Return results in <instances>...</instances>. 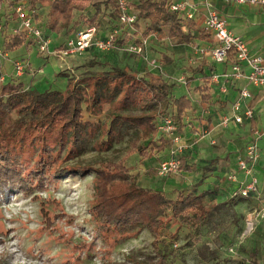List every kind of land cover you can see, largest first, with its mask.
Here are the masks:
<instances>
[{"label":"trees","instance_id":"trees-1","mask_svg":"<svg viewBox=\"0 0 264 264\" xmlns=\"http://www.w3.org/2000/svg\"><path fill=\"white\" fill-rule=\"evenodd\" d=\"M127 2L130 12L137 18L132 34L136 42L154 38L158 42L166 41L173 46L190 48L214 44L213 36L202 27L201 12L188 19L180 12L171 11V0ZM101 5L108 13L101 12ZM17 6L33 11L32 22L44 39L49 40V34L65 39L53 51L61 49L66 40L77 32L100 27L99 18L106 17V14L107 20L116 22L118 14L116 0H0V52L3 55L23 45L29 48L35 44L25 32L14 33L12 30L18 25ZM90 8L95 9L93 14H90ZM141 22L146 25L143 30ZM120 28L122 33L123 26ZM119 39L118 45L127 40ZM89 50L98 51L94 48ZM203 57L194 58L202 60L188 69L189 76L181 86L199 96L197 103L187 93H176L175 84H169L166 78L150 70L142 60L145 69L139 74L130 72L128 68L111 66V62L106 63L109 67L107 71L88 78L92 80L88 97L85 91L89 90V84L84 82L88 79L78 77L89 72L77 76L70 71L72 82L65 90L42 93L25 88L17 76L5 78L0 82V205L8 203L17 194L37 200L41 197L39 192L45 191L48 185L57 186L59 181L77 174L83 178L90 175L92 202L89 215L95 236L118 234L130 238L145 230L153 239L155 254L140 261L129 257V264H174L173 260H169L170 254L160 245H163V232L175 222L177 228L187 226L195 235L215 217L228 213L235 219V234L240 235L244 230L242 215L237 217L235 210L258 202L259 187L257 196L232 197L233 186L226 179L232 170L221 167L219 172L225 175L222 178L214 173L212 167L192 162L190 158L195 145L191 133L196 127L194 121L211 130L212 118L227 103L213 92L211 80L215 75V64ZM226 62L235 63L233 53L228 55ZM1 68L0 65V77L3 76ZM109 102L117 105L114 110L108 111L107 123L100 125L96 121L89 124L83 120L84 113H89L90 118L100 115ZM207 110L209 112L204 116ZM166 118L171 120L175 135L180 136L186 146L177 157L180 170L187 175H200L192 191H181L174 198H168L161 189L143 187L127 165L128 156L118 162L101 161L95 167L67 164L86 153L89 142L90 152L102 153L113 150L125 137H131L128 155L133 158V165L137 163L149 167L145 173L154 177L158 168H152V161L161 163L168 158L173 147L172 139L159 130ZM248 123L253 133V118ZM103 125L106 126L104 131ZM253 141L250 140L247 145ZM240 156L243 153L236 154L234 159ZM210 177L214 180L200 188ZM220 194H223V200H219ZM43 209L42 206L43 218L47 219ZM175 232L170 234V238ZM197 255L203 263L220 264L216 252L206 243L199 246Z\"/></svg>","mask_w":264,"mask_h":264},{"label":"rangeland","instance_id":"rangeland-1","mask_svg":"<svg viewBox=\"0 0 264 264\" xmlns=\"http://www.w3.org/2000/svg\"><path fill=\"white\" fill-rule=\"evenodd\" d=\"M106 17L108 18L107 14ZM108 23L111 29L107 31H103V28L98 26V38L104 39L114 30L120 32L121 28L117 21L108 20ZM140 25L141 30L146 26L143 22ZM122 29L124 31L119 40L128 38L135 30L134 26L132 30L124 27ZM49 40L51 43L48 49L51 51L63 41V37L49 34ZM148 40L147 55L150 59H158L163 64L164 77H162L166 78L169 84H175L176 93H187L194 103L199 102V96L192 93L191 89L186 91L184 87H181L182 83L178 82V79L182 77L185 82L189 76L188 69L196 66L202 59H194L196 56L190 47H177L166 41H155L154 38H148ZM89 53V56L100 58L99 62L97 61L100 65H89L85 69L89 74L79 76L80 79L92 78L95 74L107 71L109 67L106 63L110 64V62L111 66L128 68L133 73L139 74L145 69L141 58L120 51L107 53L92 50ZM46 58L47 54L39 53L36 44H32L29 48L23 45L6 53L4 59L0 58L1 73L7 77L6 79L16 77L13 66L16 61L26 67L30 63L31 72L32 70L37 71L46 65ZM192 59L195 60L194 64ZM68 75L69 73L52 76L45 72L41 75L36 73L32 77L24 73L19 81L39 93L53 90L63 91L68 83L72 82V76ZM84 82L89 84L87 87L89 90L85 91L88 97L91 94L90 82L92 80L88 79ZM213 92L219 95L216 88H213ZM116 105L115 102L107 103L103 112L95 117L90 118L89 113H84L83 120L89 124L96 121L100 125L107 123V113L109 110H114ZM224 108L219 109L218 115L212 118L211 130H206L202 123L194 121L196 127L192 128L191 133L195 138V145L192 147L190 157L192 162L212 167L214 173L221 175L222 178L225 175L219 172V169L225 168V165L232 169L235 153L243 151L252 138L249 126L235 130L220 126ZM196 110H199L198 106ZM208 112V110L205 111L203 115L206 116ZM260 123L262 124V121ZM105 128L106 126L103 125V131ZM258 128L260 129L261 126L259 125ZM130 141L131 137H125L113 150L102 153L90 152L89 142L87 152L78 159L68 161L67 164L95 167L101 161L118 162L128 156L127 165H130L129 168L134 175L136 174L135 178L138 183L143 187L161 189L168 198H174L181 191L184 193L192 191L198 184L200 175H187L182 171L168 177L158 175L150 177L145 173L149 167L137 163L133 165V158L128 155L131 149ZM256 145L259 153V168L262 166L263 171L264 136L257 140ZM159 163L153 160L152 168H158ZM260 172L261 170L255 172L256 177L257 174H262ZM262 176L264 180V171ZM91 180L90 175L83 178L77 174L59 181L57 186L48 185L45 191L39 192L41 197L37 200L17 194L8 203L1 204L0 264H129L127 261L129 257L140 261L146 256H153L155 254L152 247L153 239L145 230L130 238L118 234H110L108 237L95 236V228L89 215L92 202ZM213 180V177L205 179L200 188L208 186L207 182ZM218 198L223 200V194L218 195ZM42 206L48 216L47 219L43 218ZM262 207H264V188H261L258 202L245 204L238 208L239 211L235 210L237 217L239 214L242 215L244 230L240 235L235 234L237 225L234 217L223 213L222 216L215 217L209 224L201 227L200 232L195 235L192 234L193 230L187 226L177 228L176 222L174 225H169V228L163 232V245L160 246L170 254L169 260H173L174 264H211V262L203 263L198 258V248L204 243L216 252L217 261L220 264H264V224L258 217ZM175 230L178 231L175 232ZM173 231L175 235L170 238Z\"/></svg>","mask_w":264,"mask_h":264},{"label":"built area","instance_id":"built-area-1","mask_svg":"<svg viewBox=\"0 0 264 264\" xmlns=\"http://www.w3.org/2000/svg\"><path fill=\"white\" fill-rule=\"evenodd\" d=\"M200 1L205 10L202 27L206 33L213 36L214 44L211 46H197L193 49L194 54L199 55V57L209 56V60L213 64L225 63L230 53H233L235 57V63H228L230 70L222 75L225 85L220 86V95H226L228 93L227 85L231 86L239 79H244L252 87L264 88L263 59L260 56L251 54L245 41L229 30L226 19L218 13L212 0ZM222 1L236 7L247 5L264 7V0ZM116 4L118 25L132 30L137 18L130 12L127 0H116ZM170 9L171 11L184 14L188 19L194 17V12L186 11L187 2L172 3ZM15 13L18 18V25L12 29L13 32H25L27 37L34 40L40 53L53 55L59 59H66L68 57L81 56L91 48L99 52L120 51L127 55H134L141 58L150 70L156 71L164 77L163 64L158 59H150L147 55L149 40L146 38L136 42L132 36L135 30L128 36L124 44L117 45V40L121 32L114 30L104 39H100L97 37V29L95 27H89L77 32L75 36L66 40L61 49L50 52L48 49L49 40L44 39L41 32L32 22L33 11L26 10L23 6H17ZM0 58H5V55L1 52ZM13 66L17 77L26 73L28 67L17 61L13 63ZM0 78V82H3L5 79L4 76ZM218 78V75H214L211 83L218 84ZM178 82L183 84L184 78L181 77L178 79ZM249 98L250 93L247 89H240L236 98L230 104L229 113L222 117L220 126L223 128L230 126L236 127L244 121H250L254 114L251 109L245 106V101ZM159 130L172 139L173 147L169 151L168 158L159 164L157 175L159 177H168L178 174L181 170L180 160L177 157L186 146L183 144L181 137L175 135V127L170 119H164L163 123L159 126ZM254 135V141L246 146L243 156L237 158L235 168L226 177L227 181L233 186L232 197L247 198L251 195H258V179L255 175V168L259 162V153L256 142L261 134L255 131ZM239 175H241V179L238 177ZM258 217H260L261 223L264 224V207L260 209Z\"/></svg>","mask_w":264,"mask_h":264},{"label":"crops","instance_id":"crops-1","mask_svg":"<svg viewBox=\"0 0 264 264\" xmlns=\"http://www.w3.org/2000/svg\"><path fill=\"white\" fill-rule=\"evenodd\" d=\"M100 1L102 2V0ZM171 1L173 4L187 2L186 11L194 12V16L199 12L203 13V16L205 14L204 6L200 0H171ZM212 3L216 8V10L218 11V13L226 19L229 30L234 35L241 37L247 44L250 53L256 56H260L264 62V7L251 6V5L236 7L231 4L224 3L222 0H212ZM101 8L103 9L102 13L107 12V9L103 5H101ZM93 9L94 8H90V14H93L94 12ZM99 22L101 23L100 27L103 28V31H107L111 29L109 27L110 23H108L107 17L99 18ZM64 40L65 39H63L62 43L60 44H63ZM50 43L51 41L49 40V44ZM193 49L194 48H192V51L194 53ZM90 51L91 50H87L81 56H73V57H68L66 59H57L56 56L47 55L45 66L40 67L37 71L32 70L31 72V65L30 63H28L26 73L30 74L32 77L36 73L38 75H41L44 74L45 72L49 73V75L56 76L62 73L66 74L71 71L75 75L79 76L81 74H84L85 72H88L85 69L90 64L92 63L98 64L96 62L97 61L99 62L100 60V58H96L95 56H89L88 54H90L89 53ZM50 52H53V50H51ZM195 56L198 57L199 55H195ZM205 58L207 59L208 62H210L209 56L205 55ZM214 67H215L214 74L219 76L218 84H212V83L211 84L213 85V88L217 89L220 95L219 88L220 86L225 85V81L222 75L230 70V65L225 62L221 64H215ZM22 76H19L18 79L21 78ZM25 88H31V87L25 86ZM227 88H228V93L221 97V99L227 101V103L225 104L226 106L224 108L225 111L222 114L227 115L229 113L230 104L236 98L238 91L242 88L247 89V91L250 93V98L245 101V106L253 111L254 114L253 121L255 124L254 130L259 134H261L259 138L263 137L264 136V88L252 87L244 79H239L231 86L227 85ZM261 121L262 124L260 123ZM248 122L249 120L244 121L242 125L236 127L230 126L226 129L235 130L238 128H244L245 126H249L250 129V123ZM259 125L261 126L260 129L258 128ZM254 132L252 133L251 136L252 138L250 140L254 138L255 136ZM243 151H240L235 154H242ZM235 162L236 160L234 159V167L232 169L229 168L228 165H225V167L228 168L229 170H233L235 168ZM257 170H261L260 173L263 174L264 168L263 171H262V166L261 168H259V162L255 168V172ZM262 174H257L259 192L261 191V188H264V183H263L264 180L262 178L263 177ZM238 177L241 179V175H239Z\"/></svg>","mask_w":264,"mask_h":264}]
</instances>
